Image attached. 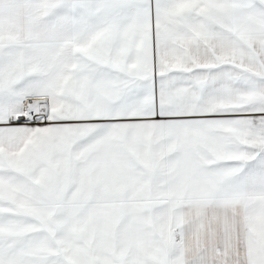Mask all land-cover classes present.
<instances>
[{"label": "snow or ice", "instance_id": "snow-or-ice-1", "mask_svg": "<svg viewBox=\"0 0 264 264\" xmlns=\"http://www.w3.org/2000/svg\"><path fill=\"white\" fill-rule=\"evenodd\" d=\"M0 264H264V0H0Z\"/></svg>", "mask_w": 264, "mask_h": 264}]
</instances>
